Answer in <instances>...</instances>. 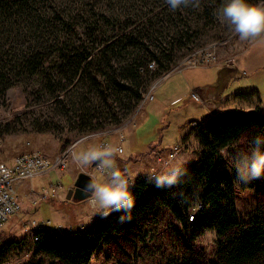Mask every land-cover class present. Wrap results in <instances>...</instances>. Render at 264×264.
Returning <instances> with one entry per match:
<instances>
[{
	"label": "trees",
	"instance_id": "obj_1",
	"mask_svg": "<svg viewBox=\"0 0 264 264\" xmlns=\"http://www.w3.org/2000/svg\"><path fill=\"white\" fill-rule=\"evenodd\" d=\"M60 1L0 0V43L10 27H16L21 39L33 44L19 64L31 68L30 74L40 75L49 97L54 98L53 106L72 124L70 132L77 134L102 132L129 118L145 90L171 71L180 56L201 46L205 25L199 26V22L211 19L225 2L189 0L187 7L172 10L166 0H130V28L125 25L106 36L88 20L81 21L79 29L71 25L65 31L66 16L90 17L94 12L66 11ZM158 3L160 7L155 9ZM148 4L151 7L142 14ZM104 18L93 17L97 21ZM0 45L1 64L5 52ZM45 56H53L47 65ZM151 62L156 64L154 74ZM6 80L0 69V84ZM195 124L192 137L197 160L180 170L171 187L148 188L139 183L130 190L135 197L130 221L120 222L117 217L122 213L113 212L74 234L41 226L38 241H31L36 251L61 264H88L101 248L115 244L118 250L131 247L130 264H137L139 246L143 242L148 245L155 237L148 229L145 232L146 223L164 216L174 241V254L169 260L164 257L168 264H264V178L252 187L259 201L253 216L241 220L230 198L231 184L220 171L227 156L224 151L237 144L249 147L248 142L257 135L264 138V115L233 110ZM188 139L190 135L183 142ZM197 204L200 209L189 220ZM209 230L214 231L216 240L207 251L198 246V239ZM18 243L0 244V254ZM4 261L0 256V263Z\"/></svg>",
	"mask_w": 264,
	"mask_h": 264
},
{
	"label": "rangeland",
	"instance_id": "obj_2",
	"mask_svg": "<svg viewBox=\"0 0 264 264\" xmlns=\"http://www.w3.org/2000/svg\"><path fill=\"white\" fill-rule=\"evenodd\" d=\"M62 1H60L62 2V8L66 9V11L73 10L74 12H84L85 10H92L95 13L90 14V17L87 16V14H80L82 16H78L79 14L76 13L71 14L72 16H66L69 20L68 24L63 27L65 31H69V26L71 25L79 29V25L83 20L91 21L92 27L93 25H98V33H103L106 36L112 35L113 32L120 30L121 27L125 25H129L127 27L130 28V0H81L82 2L80 4H77L75 0ZM77 1L79 3V0ZM146 1L150 3L149 0ZM150 7V4L146 5L145 10H142V14ZM154 7L157 9L160 7V4L158 3L154 5ZM217 13L218 9L213 12L211 19L199 22V26L205 25L204 35L201 36V39H203L201 46L193 47L192 50L180 56L177 62L170 66V70L177 67L188 56L195 59L197 57V52H199L198 50L213 45V48L206 51L213 52L217 55V63L202 66H220L225 62L229 64V59L234 58V60H236V54L238 52L242 53L246 47L254 41L255 37L244 40L240 39L227 23L218 18ZM94 15L103 16L106 20L99 19L97 21L93 19ZM194 19L195 18L191 21L192 25L195 23ZM10 28L11 30L5 33L4 39L0 43L2 44L4 52L7 53V55L2 53V57H4L5 61L0 64V69L7 79L4 85L8 84L7 89H4V85L0 84V162L10 165L17 155L34 151H38L46 158L52 160L74 145L76 141L81 140L80 143L74 145L72 149L73 154L70 156L71 160L72 157L75 159L76 155L86 148V145H98L99 142L106 139L110 141H121L124 153L116 155L118 157L117 162L119 161L120 165L126 162L131 163L132 171L130 175H125L133 180L140 179L153 172L159 173L166 171L171 167L189 165L197 160V144L196 140L192 137V132H195L194 129L196 127L192 124H201L204 119L209 117V114L206 108L193 101H187L186 97H181L180 101L175 103L169 101L170 104L166 107L162 105L163 112L156 110L149 112L151 110V103H148L138 111H136V108L134 113L123 122L124 124L130 119V124L121 129L114 127L102 132H87L83 134H77L75 131L70 132L69 129L72 124L68 123V121L62 117L61 112L56 110L53 106L54 98L49 97L48 88H46L40 75L30 74L29 71L31 68H26V66L22 68L19 64L20 59L33 48V44L26 39L22 40L16 27ZM93 32L97 34L96 31L93 30ZM220 36H222V39L216 40V38ZM95 37L97 38L98 36ZM195 42H197V40H195ZM198 42H200V40H198ZM257 43L255 42L250 46L247 51V57L250 58L252 55L259 56L260 64L264 65V42L256 46ZM52 58L53 56H51V58L47 57L48 60L46 61V65L52 61ZM153 64L152 74H154L157 69L156 64ZM230 64H233V61ZM205 71L207 72L206 74L212 78L213 76H218L219 69L216 70L210 67ZM168 73L160 77L166 78ZM195 74H197V72H195ZM151 78L152 75L150 76V79ZM256 79L258 83L252 81L250 76H242L233 83H230V86L226 90V94L232 89H234V93L244 92L247 94L255 88L256 93L248 97L253 103L252 107H249L248 110L256 106V108H260V113L264 115V67H262V71L256 75ZM162 81L161 83H163ZM150 83L151 82H148L147 84ZM160 84L157 87V91L155 90V97L158 91L162 92L165 88L164 84L162 86H160ZM252 86H254V88H252ZM194 92L199 93L197 90H194ZM63 93L64 92H61L60 94L63 95ZM188 94L187 96L190 97V93ZM234 97L235 96L230 100ZM168 98L174 99L177 98V95L169 93ZM202 100L204 101L202 105L207 104L214 106L212 98H202ZM249 100L247 102H249ZM187 135H190V139L183 142L184 137ZM133 137H135L140 147H146L148 151L144 154L132 152L131 155L134 157H129L128 161H126L124 157L130 155V144ZM177 144L183 147L182 152L175 156V160H173L167 168H161L160 161H157V159L160 155H162V158H166V156L163 155L164 150L162 149L169 150ZM247 148V146L237 144L230 147L228 151H225L227 156L221 162L222 169L220 170L221 172L223 170L225 177L231 184L232 190L230 198L234 202V211L241 220H247L252 217L257 203L259 202L254 190H252L257 180L249 184L237 185L234 182L236 174L229 153L247 150ZM155 151L156 154L159 153L160 155L154 158ZM167 153L168 152H166V154ZM75 168H77V162ZM66 171L67 169L58 171V175L62 177L60 182L64 185V191L61 192L64 200L53 203L51 193H49V197L47 196L45 199H40L34 192H27L28 195L22 200L21 204L20 201L18 202L19 210L9 218L0 230L1 245L6 242H19L9 247L3 254H0L1 259L5 260L4 262H9L8 264H61L57 261H52L50 258L36 251L31 243V232L34 230L33 227H35V225H42L46 230H58V233L74 234L76 231L90 226V224L94 222L97 213L95 209L91 211L88 202H72L71 204L69 203V207L66 206L68 204L65 199L68 190V179L64 176ZM74 172L76 173L77 169L73 170V173ZM95 173L96 179L98 181L102 180L100 174L97 172ZM55 176V171H52L45 179H32L31 184L34 188H38L41 184L45 185L48 181L52 183L58 182L57 176ZM36 192H38V190ZM100 217L99 215L98 218ZM166 222L167 220L162 216V218L156 222L152 221L151 223L148 222L149 224L146 223L145 232L148 229L149 231H147L155 235V237L151 240L152 242H149L148 245L146 244L147 246L144 245V242L139 246L137 250L139 262L137 264H168L164 257L166 256L167 260H169L172 256L174 241L172 239V233H169L170 229L166 227ZM207 233L198 239V246L210 251L216 237L214 235L210 238ZM117 247L118 246L115 244L107 247L104 246L88 264H130L131 247L127 248L128 246H123L124 249L122 250H118Z\"/></svg>",
	"mask_w": 264,
	"mask_h": 264
},
{
	"label": "clouds",
	"instance_id": "obj_3",
	"mask_svg": "<svg viewBox=\"0 0 264 264\" xmlns=\"http://www.w3.org/2000/svg\"><path fill=\"white\" fill-rule=\"evenodd\" d=\"M166 3L170 9L176 10L182 6L187 7L189 0H166ZM217 15L242 40L264 33V0H259L258 3H250L249 0H225ZM192 99L198 104H204L199 93H193ZM204 107L207 109L211 106ZM248 143L247 150L229 153L236 174L234 182L237 185L264 178V138L257 135ZM117 151L119 149L114 147L94 145L76 155L79 165L94 166L107 173L100 181L89 177L78 191L101 217L121 212L117 219L125 222L131 220L135 197L130 191L128 178L115 166L114 154ZM179 174L180 166H175L159 173L153 172L146 176V180L149 183L154 181L157 188L171 187L177 183ZM207 235L211 238L215 233L209 230Z\"/></svg>",
	"mask_w": 264,
	"mask_h": 264
},
{
	"label": "crops",
	"instance_id": "obj_4",
	"mask_svg": "<svg viewBox=\"0 0 264 264\" xmlns=\"http://www.w3.org/2000/svg\"><path fill=\"white\" fill-rule=\"evenodd\" d=\"M254 41L256 43L259 42V43H257L256 46L261 45L264 42V33H261V34H258L257 36H255ZM254 41L251 42L242 53L238 52L236 54V57H235L236 60H234V58H233V64H230L229 60H228V63L230 65L225 62L220 66L210 65V66H200V67H186L187 69L184 68L180 72L172 73V74L166 76V78H164L162 81L163 83L160 84V86H162L164 84L165 88L163 89L162 92L158 91L156 94V97H155V92L157 91L158 88L156 89V91L154 92V98L150 102L151 103V110L149 112H151L153 110L163 112L162 105H163V107H166L167 105L170 104L169 101H171V103L178 102V101H180L181 97H186L187 101H192L190 99V97H188L187 95H189L188 93L194 92V90L195 91L197 90L203 99H209V98L213 99L214 106L207 108L209 117L217 115V114H221L224 112H228V111H233V110L243 111V112H248V113L249 112H260V108H258V107L256 108V106H255V108L248 110V108L252 107V105H253V103L251 102V99L248 97H251L254 95L253 93H256L254 86H252V88H254L253 89L254 91L251 90L247 94L244 92L234 93L233 92L234 89H232L231 91H229L226 94V90L230 86V83H233L234 81L238 80V78H240L242 76H250V79H252V81H254V82L256 81L255 83H258V80L256 79V75H258L262 71V67H264V65L260 64L259 56H253L252 55L250 58L247 57V54H248L247 51L250 48V46H252L255 43ZM210 67H212L216 70L219 69L217 77L213 76L214 78L213 77L211 78L206 74L207 72L205 70H207ZM193 70H195V71H193ZM195 72H197V74H195ZM172 76H175V77H172ZM169 93L176 94L177 98H174V99L168 98ZM233 96H235V97L232 100H230ZM248 100H249V102H247ZM184 101H186V100H184ZM199 105L204 107V105H202V104H199ZM209 117H207V118H209ZM105 141H107L109 143L110 147L121 148L122 152L119 155L124 153V149L122 147L123 145H122L121 141H119V140L110 141L107 139ZM130 145H131L130 146L131 147L130 148L131 149L130 155L128 157H124V159L126 161H128L129 157L130 158L134 157L133 155H131L132 152L144 154L148 151V148L143 147V146L140 147L138 145L135 137H133V139H131ZM89 146H91V145H86V148H88ZM162 150H164L163 155L165 156L168 149H162ZM154 153H155L154 158L157 155H160L159 153L156 154V151ZM117 154H118L117 152L114 154V159L116 162L115 163L116 168L118 170H120L123 175H125V174L130 175V172L132 171L131 170L132 166L130 165L131 163L126 162V163H121L122 165H120L119 161L117 162V159H118V157L116 156ZM72 159L70 160V162L67 165L68 168L67 167L65 168V169H67V171L64 173L65 174L64 176L68 179V186H67L68 190H67L66 197H65V199L68 202V204L66 205L67 207H69L70 206L69 203L71 204L72 202H74V203H86V202H88L87 199L82 200V201L76 200L73 198V196H71L70 199H67L68 191L69 190H73V191L76 190L74 185H75V182H76L79 175L83 174L87 177H93L96 179V173L94 170H92L90 168V166L85 167V166H81L77 163V168H75V164H76L75 160L76 159H74V157H72ZM80 167H82L84 170L81 171ZM183 167L184 166H180V170ZM75 169H77V172L73 173V170H75ZM63 170H60V171H63ZM55 174L57 176V177L56 176L55 177L58 179V182L52 183V182L48 181V182H46L45 185L41 184L38 188H34L31 184V181H28L22 187H20L18 189V196H19L20 204H21L22 200L25 199V197L28 195L27 192H34L38 196L41 189H43V188L47 189L49 191V193H51V198H53L52 199L53 203H56L59 200H64V198L61 195V192L64 191V185L60 182L62 177H60L58 175V171H55ZM47 176L37 177V178L45 179V178H47ZM100 176H101V179L103 180L104 178L102 177L101 174H100ZM125 176H127V175H125ZM55 187H58V189L56 190L55 194H52L51 190ZM37 190H38V192H36ZM48 197H49V195H48ZM91 211H94V209L92 207H91ZM96 218H98V217H96Z\"/></svg>",
	"mask_w": 264,
	"mask_h": 264
},
{
	"label": "built area",
	"instance_id": "obj_5",
	"mask_svg": "<svg viewBox=\"0 0 264 264\" xmlns=\"http://www.w3.org/2000/svg\"><path fill=\"white\" fill-rule=\"evenodd\" d=\"M213 46L203 48L198 50L197 57L192 59L191 56H188L184 61H182L177 67L169 71L168 75L176 72H180L182 69L186 67H200L202 65L208 64H215L217 63V55L213 52H207ZM207 50V51H206ZM190 60V61H188ZM188 61V62H187ZM230 63L233 61L229 59ZM152 69L153 66L150 65ZM167 74V73H166ZM159 77L156 79L142 94L141 100L138 104L137 110L143 108L145 105L150 103L154 98V92L157 89L158 85L164 79H160ZM195 92L190 93V98L192 99V94ZM193 100V99H192ZM131 120L129 119L124 124L122 123L118 126V129H121L128 124H130ZM193 126L196 124L193 123ZM81 140L75 142L74 145L80 143ZM72 145L70 148L62 152L59 156L55 157L54 159L50 160L46 158L44 155L39 153L38 151H34L27 154H19L14 157L13 162L10 165L7 163L0 162V230L3 228L4 224L8 221V219L17 213L19 210V196H18V189L26 182L31 181L37 177H44L47 176L52 171H60L67 167L70 156L73 154V147ZM98 145L109 146V143L105 140L101 141ZM119 151L118 154L122 152V149L117 147ZM180 145H175L170 149V151L165 155L166 158H162L161 156L158 157L157 161H160L161 168H167V166L175 160V156L180 153L181 151ZM225 151L223 153V156ZM92 170L102 175L104 178L107 173L102 172L101 170L95 168L94 166H90ZM80 170L83 171L84 169L80 167ZM168 170V169H167ZM145 176V175H144ZM128 178V177H127ZM130 183V190H135L139 183H146L148 188L155 186L154 181L149 183L145 177H141L140 179H130L128 178ZM58 187L53 188L52 194H55ZM49 195V191L45 188L41 189L38 197L40 199H45ZM200 204V203H199ZM197 204V207L193 210L192 214L189 216V220H192L194 214L200 209V205ZM98 217V216H97ZM39 226V225H35ZM31 241L36 242L38 241V236L31 235ZM9 263V262H8ZM7 262L0 263V264H8Z\"/></svg>",
	"mask_w": 264,
	"mask_h": 264
},
{
	"label": "water",
	"instance_id": "obj_6",
	"mask_svg": "<svg viewBox=\"0 0 264 264\" xmlns=\"http://www.w3.org/2000/svg\"><path fill=\"white\" fill-rule=\"evenodd\" d=\"M88 178L89 177H87V176H85L83 174L79 175L77 180H76V182H75V185H74L76 190L75 191L69 190L68 191V195H67V199H70L71 196H73V198L76 199V200H79V201L85 200L86 198L84 196L80 195L78 189L83 186L84 182Z\"/></svg>",
	"mask_w": 264,
	"mask_h": 264
},
{
	"label": "bare ground",
	"instance_id": "obj_7",
	"mask_svg": "<svg viewBox=\"0 0 264 264\" xmlns=\"http://www.w3.org/2000/svg\"><path fill=\"white\" fill-rule=\"evenodd\" d=\"M23 185H24V184H23ZM23 185H22V186H23ZM22 186H21V187H22ZM97 216L99 217V214H97ZM96 219H97V218H96ZM8 220H9V219H8ZM4 225H5V224H4ZM41 226H42V225H39V226H35V227H33L34 230H32L31 235H32V236H39L37 233H38V230L41 229ZM57 231H58V230H57ZM73 237H74V236H73Z\"/></svg>",
	"mask_w": 264,
	"mask_h": 264
}]
</instances>
